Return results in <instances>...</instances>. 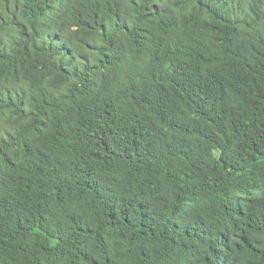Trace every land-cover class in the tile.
I'll return each mask as SVG.
<instances>
[{"label": "trees", "instance_id": "obj_1", "mask_svg": "<svg viewBox=\"0 0 264 264\" xmlns=\"http://www.w3.org/2000/svg\"><path fill=\"white\" fill-rule=\"evenodd\" d=\"M0 264H264V0H0Z\"/></svg>", "mask_w": 264, "mask_h": 264}, {"label": "clouds", "instance_id": "obj_2", "mask_svg": "<svg viewBox=\"0 0 264 264\" xmlns=\"http://www.w3.org/2000/svg\"><path fill=\"white\" fill-rule=\"evenodd\" d=\"M181 223V231H182V233L183 232H187V225L188 224H192V223H182V222H180Z\"/></svg>", "mask_w": 264, "mask_h": 264}]
</instances>
